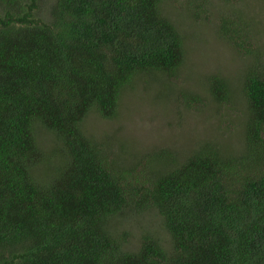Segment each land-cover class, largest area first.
<instances>
[{"label": "trees", "instance_id": "16d2710c", "mask_svg": "<svg viewBox=\"0 0 264 264\" xmlns=\"http://www.w3.org/2000/svg\"><path fill=\"white\" fill-rule=\"evenodd\" d=\"M206 7L0 0V264H264L263 60L234 85L216 76L183 97L190 110L238 107L224 140L145 154L88 128L117 118L146 77L177 79L181 19L209 21ZM224 21L220 36L245 47ZM153 213L167 238L144 233L131 247L128 229Z\"/></svg>", "mask_w": 264, "mask_h": 264}, {"label": "rangeland", "instance_id": "374dc122", "mask_svg": "<svg viewBox=\"0 0 264 264\" xmlns=\"http://www.w3.org/2000/svg\"><path fill=\"white\" fill-rule=\"evenodd\" d=\"M207 3L202 16L207 14L211 17L209 21L193 24L181 19L180 29L188 38L186 58L177 72V79L169 81L161 75L146 77L136 89L124 93L117 118L104 121L92 116L88 128L99 138L109 137L118 143L125 141L126 147L133 146L148 154L157 147L174 146L175 152L185 150L188 146H195L196 139L203 141L217 137L218 141L224 140L228 129H236L238 125L234 117L238 107L218 114L212 103L199 110H190L185 108L182 100L189 91L203 93L216 76L234 85L255 58L264 61V0H244L235 6L223 0H207ZM40 17L46 18L43 12ZM225 19L238 22V27L243 29L241 36L245 39V47L236 46L234 41H228V37L220 36ZM250 53L254 56L248 57ZM235 89L238 90V85ZM128 231L132 234L131 247H135L144 233H153L162 240L167 238L161 220L155 214L136 219Z\"/></svg>", "mask_w": 264, "mask_h": 264}]
</instances>
